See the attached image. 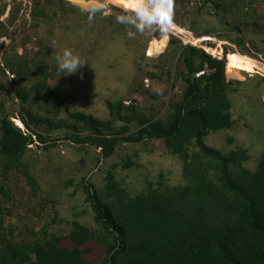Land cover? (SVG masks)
<instances>
[{
  "label": "trees",
  "instance_id": "trees-1",
  "mask_svg": "<svg viewBox=\"0 0 264 264\" xmlns=\"http://www.w3.org/2000/svg\"><path fill=\"white\" fill-rule=\"evenodd\" d=\"M90 2L0 0V264H264V151L249 166L246 143L224 153L205 139L230 128L232 142L249 127L237 125L232 111L240 103L232 93L246 79L264 87V73L248 77L243 72L252 68L228 59L240 58L235 46L264 57V15L246 0H172L186 17L173 16L176 24L202 40L224 41L223 51L222 43L209 42L216 57L174 34L166 49L160 32L129 39L115 21L124 6L109 3L89 21L83 6ZM249 29L260 36H249ZM111 42L136 60L135 74L146 49L149 56L169 51L176 57L174 75L147 72L181 87L165 118L121 97L102 105L106 116L93 115L68 101L60 84L46 89L56 70L53 53L65 45L89 48L91 58L104 57L111 71L119 64L117 54L106 57ZM252 49L258 53L249 54ZM99 88L107 89L105 81ZM127 144H150L146 152L160 157L142 158L136 150L120 156ZM164 148L181 161L179 177L166 170L176 169L166 166L167 159L179 163ZM136 178L147 187L125 182ZM18 200L27 209L22 219L5 223L18 212ZM48 206L55 207L50 215ZM37 221L44 223L37 228Z\"/></svg>",
  "mask_w": 264,
  "mask_h": 264
},
{
  "label": "rangeland",
  "instance_id": "rangeland-1",
  "mask_svg": "<svg viewBox=\"0 0 264 264\" xmlns=\"http://www.w3.org/2000/svg\"><path fill=\"white\" fill-rule=\"evenodd\" d=\"M104 2L106 6H108L109 3H119L120 5L124 6V9H127V5L122 3L120 0H104ZM246 2L255 4L254 7H256L257 9V13L259 12L264 15V5L262 6V4L258 3L259 0H246ZM192 7L193 6L190 3H187V7L185 9H188L189 13L190 11H192ZM182 8L183 7L181 5H173L174 16L176 18H179L180 21H183L186 18L185 16L182 17L181 15ZM73 15L74 21L78 22L80 20L79 13H73ZM187 21L189 22V20ZM100 25L102 28L106 27L102 23H100ZM42 27L43 29H45L48 27V25L45 24ZM172 34L176 35L183 42L188 41L190 44L198 45L204 48L207 52L216 57L218 56L211 49H208V47L211 45L209 44V42L214 43L213 47H218V45L222 43L221 51H223L225 48L224 41L218 40L216 38H212L211 40H202L204 38L194 36L189 30L176 25L174 22L172 28L164 33V35L161 37L167 42L165 45L163 43V48L166 49ZM249 36L258 38V36L260 35L259 32H255L252 29H249ZM74 38L76 37L74 36ZM197 38L199 39L197 40ZM205 38L210 39V37ZM258 42H260V40H258ZM6 43H9V40H6ZM79 43L80 42H78V44ZM111 43L112 45H109L108 48L110 55H107L106 57L110 56V58L113 60L114 54L118 55L119 62L117 63L119 64L115 65L117 66L116 69L110 71V69L107 68H111L113 66H109L104 57L91 58V56L88 54L89 48L78 46L75 52L86 63L81 66L76 74L70 76L61 75L59 77L58 72L55 70V72L49 75L46 80L48 86L46 87V89L52 87L53 85L60 84L65 91V96L67 97L68 101L72 102L73 105L76 102L79 103L86 110L91 111V114L93 115H95L97 112L99 116L103 114L104 116H106L107 112L104 111L105 108L102 105H105L107 99L118 100L121 97L127 104L134 100L137 101L147 114H152L155 117L164 116L165 118L166 114L168 113L169 103L171 99H177V97L181 93V87L177 85L175 86V88H171L170 80H168L166 76H164L163 78L156 77L154 79H151L147 76V72L154 71L159 74L160 70L164 69L165 71L172 70V73L174 75V67L177 63V61L175 62L176 57H173V55H171V53L167 51L165 55H154L153 57L145 58L139 66L142 68L140 70L141 72L139 74H135L134 69H136V60L128 57V55L126 54L128 52L125 51L127 49L124 46L122 48V45L117 44V42ZM56 46L57 44L54 42L50 44L51 48H56ZM65 48H67V45L62 47L60 49V52ZM234 49L240 55V58L232 60L228 59V61L232 65H238L242 68H252L250 69V71H241L244 74L247 73L248 77L254 74V72L257 70L264 73V57H261L262 55H264V50L261 52V55L259 54L261 58L257 59L243 53L237 46H235ZM229 53L230 51L227 52V57ZM248 53L256 55L258 52L252 49L251 53ZM222 57L223 56L219 58ZM245 57L251 59L252 61L248 60ZM46 59L49 60L48 58ZM156 63L160 65L159 69L157 67L155 68ZM54 68H52V70H54ZM10 76L11 75H9V77ZM252 80L253 79H246L241 81V83L237 86V90L232 93V95L234 96L233 100L240 103V109H233L232 113L238 118L236 121L237 125L241 127L243 126L244 128V125L249 126L247 131H243L240 136H234V140L232 142L227 141L228 138L232 136L231 131L233 129L230 128L211 131L205 137L206 141L221 149L224 153H226L227 151L230 152L231 149L237 148L240 142L246 143L249 148L248 151L250 153V158L246 161V164H248L249 166H252L251 164H253L254 161L257 162L264 151V87H255V84H252ZM101 81H105V86L107 87V89L102 90L99 88ZM101 85L104 86L103 84ZM135 88H137L138 90L135 91ZM140 89L143 91H141ZM148 91L158 93L160 98L154 99L153 97H150ZM18 122L19 121L17 120L16 123ZM19 123L21 124V126H23L21 122ZM239 139L241 140L238 141ZM148 146H150V144L141 146H130L127 144L126 148L121 149L120 147L118 152L120 156H123L125 153L129 154L136 150L137 154H140L142 158H156L158 156L160 157V154H158L157 151H153L150 154L147 153L145 149ZM59 149L64 152L63 146H60ZM164 150L167 152V148H164ZM167 154L176 159L179 165L175 161H169L170 159H167L166 166H172L176 169L174 171L170 167H165L166 170H171L173 173H175L172 175L174 178L176 176L179 177L182 170L181 161L178 159V157L176 158L169 152H167ZM101 177L102 176L98 177V183L101 182ZM135 181H138L140 189H144L145 187H147V182L143 181L141 178H136L132 181H128V179H125V182H127L128 186L130 187L133 186ZM13 183L14 182L12 181V184ZM43 195L45 196L46 194L43 193ZM19 202L20 200H18L17 203L18 207H15L16 211L18 212L14 213L10 217L7 216L5 223L14 222L15 220L20 221L22 219V214L27 209L23 205L19 204ZM9 204L11 205V203H6V205ZM26 204H29V202H26ZM54 209L55 207L50 208L48 206L47 213L50 215ZM20 215L22 216L20 217ZM42 223L44 222L37 221L34 222L33 225H36V227L39 228ZM19 230H21V228Z\"/></svg>",
  "mask_w": 264,
  "mask_h": 264
},
{
  "label": "clouds",
  "instance_id": "clouds-1",
  "mask_svg": "<svg viewBox=\"0 0 264 264\" xmlns=\"http://www.w3.org/2000/svg\"><path fill=\"white\" fill-rule=\"evenodd\" d=\"M105 10L104 0H91L90 3L83 6V11L88 14L89 21H92L98 13L103 14ZM173 16L172 0H129L127 11L116 15L115 21L117 24L125 26L129 39H134L136 33L160 32L163 36L164 33L172 28ZM180 27L188 30L185 26ZM147 52L148 50L146 49L145 53ZM146 56L147 58L153 57L149 56L148 53ZM52 60L59 77L61 75L70 76L76 74L81 66L86 63L72 48H65L61 52L53 53ZM18 124L21 125L19 122Z\"/></svg>",
  "mask_w": 264,
  "mask_h": 264
},
{
  "label": "crops",
  "instance_id": "crops-1",
  "mask_svg": "<svg viewBox=\"0 0 264 264\" xmlns=\"http://www.w3.org/2000/svg\"><path fill=\"white\" fill-rule=\"evenodd\" d=\"M258 3L262 4V6H263L264 5V0H259ZM73 13H78V12H73Z\"/></svg>",
  "mask_w": 264,
  "mask_h": 264
},
{
  "label": "bare ground",
  "instance_id": "bare-ground-1",
  "mask_svg": "<svg viewBox=\"0 0 264 264\" xmlns=\"http://www.w3.org/2000/svg\"><path fill=\"white\" fill-rule=\"evenodd\" d=\"M20 122V121H19Z\"/></svg>",
  "mask_w": 264,
  "mask_h": 264
}]
</instances>
